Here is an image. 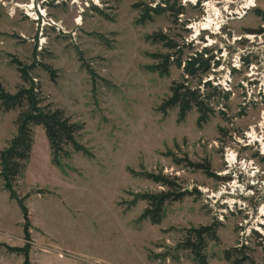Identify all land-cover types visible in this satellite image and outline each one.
<instances>
[{
    "label": "rangeland",
    "instance_id": "rangeland-1",
    "mask_svg": "<svg viewBox=\"0 0 264 264\" xmlns=\"http://www.w3.org/2000/svg\"><path fill=\"white\" fill-rule=\"evenodd\" d=\"M31 1L0 0V84L17 93L26 84L14 61L35 63L30 75L42 106L84 125L78 142L93 158L69 147L70 157L58 168L45 130L32 128L30 160L12 184L27 198L29 237L18 204L0 190V264H24V256L10 248H28L30 264H193L178 246L187 230L213 224L219 225V242H208L209 264H229L223 253L241 245L253 264H264V21L256 14L264 13V0L219 32L212 30L215 36L202 33L203 41L192 44L194 31L187 28L206 17L202 5L194 10L182 0ZM165 1L182 7V16L152 14L139 23L148 7ZM232 1L220 8L237 12L244 5ZM31 5L47 8L61 30H41L24 15ZM162 38L177 48L169 50ZM167 55L174 57L167 74L152 70L163 63L157 57ZM179 55L181 67L175 63ZM196 55L212 60L207 72L188 77L185 64ZM42 65L55 71V81ZM183 82L204 93L210 82L220 93L211 100L216 113L202 127L196 109L182 122L178 108L159 111L171 87ZM20 113L0 110V155L16 136ZM188 163L209 165L210 174ZM143 173L176 179L192 193L167 204L159 225L139 221L145 201L129 205L136 195L164 189Z\"/></svg>",
    "mask_w": 264,
    "mask_h": 264
},
{
    "label": "trees",
    "instance_id": "trees-1",
    "mask_svg": "<svg viewBox=\"0 0 264 264\" xmlns=\"http://www.w3.org/2000/svg\"><path fill=\"white\" fill-rule=\"evenodd\" d=\"M169 4L170 3L166 4L164 8L158 7L152 9L148 7L145 10L143 19H141L139 23H143L147 18L151 19L152 14L157 17L163 13L171 12L172 15L177 16L183 11L181 7L175 8L176 4L172 6ZM256 14L264 21V13L258 10ZM151 39H154V37H151ZM154 41L158 43L159 39H154ZM162 41L166 42L165 46L169 50H175L177 48V45L168 41L167 38H162ZM205 52L208 53L207 51ZM178 53L180 54V52ZM159 58L163 60V63L153 67L152 70H158L160 74L166 75L169 66L173 64L172 59L174 57L167 55L157 57V59ZM211 60L212 58L204 60L202 55H196L190 58L184 67L185 75L188 77H196L200 71L203 73L207 72ZM175 63L178 67L182 66L181 55L176 58ZM14 65L17 66L26 86L18 88L17 93L12 94L8 93L0 84V110L4 113L15 111L16 109L21 111L16 120L17 135L9 143L7 149L0 155V178L3 179L5 189L9 192L10 198L18 204L21 210L25 221V233L26 236L29 237L27 230L30 229L31 223L25 204L27 198L19 197L16 191L13 190L14 186L12 184L18 177L22 176V172L30 160L34 141L32 128L41 126L45 130L50 145L52 164L58 168L63 167L62 160L70 157V152L67 150L69 147L73 149L74 152L82 153L89 158L93 157L89 150L78 142V137L81 135V131L84 130V125L73 123L60 109H56L51 105L42 106L44 99L41 92H39L40 87L30 75V71L35 68L36 64L34 63L33 65L26 66L22 62L19 63L18 60H15ZM42 67L50 74L52 81H55V71L49 66L42 65ZM90 73L92 74L91 71ZM203 87L210 89V92L204 93L201 89L190 88L184 82L182 84H174L173 87H171V96L165 100L159 108V111L166 115L168 110L178 108V121L182 122L189 112L196 109L199 115L197 125L198 127H202L216 113L214 107L211 106L212 98H216L217 95H220V93H217V87L213 88L210 82L205 83ZM226 96L228 97V94ZM184 161L176 160L177 164H181ZM188 166L197 170H204L206 174H210L209 165L205 166L188 163ZM141 176L152 180L164 189L150 195H136L134 200L130 202V206H136L139 201H145L148 204V208L141 215L139 221L149 220L151 224L159 225L164 219V211L167 204L182 201L186 196L192 195L190 191L178 186L175 181L176 179L174 180L161 174L155 175L152 173H143ZM218 227V224L206 225L199 228L192 227L186 231V237L178 248L190 253L193 258V264H209V257L206 250L209 241L219 242L217 236ZM256 235L258 236V234ZM9 251L23 255L24 264H30L28 248H10ZM249 252L250 250L247 246L241 245L240 247L226 250L223 256L225 262L229 264H253L254 261Z\"/></svg>",
    "mask_w": 264,
    "mask_h": 264
},
{
    "label": "built area",
    "instance_id": "built-area-1",
    "mask_svg": "<svg viewBox=\"0 0 264 264\" xmlns=\"http://www.w3.org/2000/svg\"><path fill=\"white\" fill-rule=\"evenodd\" d=\"M34 0H32L30 3H33ZM47 0H44V3L46 2ZM49 1H52V0H49ZM57 5H62L63 2H66V0H53ZM90 2H92V4H94V0H89ZM202 0H182V3H183V6L186 5L187 7H191L192 9L196 10L199 8L200 5H202L203 8H205V13H206V17H201L200 19H198V21H194V22H191L190 23V26L187 28V29H190V30H193L194 33L192 35V38L190 39V44H192L194 41H198L197 43H200L203 41V38L201 37V34L202 33H209L210 35H216L215 32H212V30L216 31V32H219L220 30H222L224 27H226V25L228 24V22H230L231 20H234L233 18H237V19H240L242 17V15H246V12L249 11V10H242L241 8H243L244 6H242L240 9L237 10V12H229L228 8L226 10H224L223 8L221 9L220 8V5L223 4V3H226L227 5L231 4V5H234L233 1L232 0H222V1H225V2H216V0H211V2H204L201 3ZM167 2V1H165ZM167 3H164V4H160L158 7H161V8H164L166 6ZM209 4H211L212 6L214 5L216 7V9H218V12L217 14H214V21H213V25L211 24V29L209 30H206L204 31V29H202L199 33H197L194 29V27L197 25L198 26V29L200 27V24L203 23V22H206L207 21V17L209 16L208 13L211 12V7H209ZM26 7L29 6V4H26L25 5ZM151 8H154L156 9L157 8V5L155 7H151ZM182 8V7H181ZM34 11H33V14H34V17H31L27 11L26 8L23 9L24 11V15L26 17H28L30 20L34 21L38 26L41 24V30L44 29L45 26H48L49 29H53L54 27L56 31H60L61 30V27L59 25H57L54 21H52L51 19L48 18V14H47V8H42L40 6H38V9L36 10L35 8H33ZM208 12V13H207ZM179 16H182L181 14ZM230 18V19H229ZM203 28V27H202ZM43 32V31H42ZM41 36L43 37V33H40ZM201 37L200 40H198V38ZM40 41V40H39ZM204 41H209L208 38L205 37V40ZM42 39L40 41L39 44H43L42 43ZM244 61L246 62V59L243 60V64H244ZM240 62H241V58L238 59V61H236V65H233L235 69H238V67H240ZM236 66V67H235ZM221 86V85H220ZM227 86V85H225ZM225 86H222L223 88ZM264 94V93H263Z\"/></svg>",
    "mask_w": 264,
    "mask_h": 264
},
{
    "label": "bare ground",
    "instance_id": "bare-ground-1",
    "mask_svg": "<svg viewBox=\"0 0 264 264\" xmlns=\"http://www.w3.org/2000/svg\"><path fill=\"white\" fill-rule=\"evenodd\" d=\"M79 1V0H78ZM95 2H97L98 3V0H94ZM188 1V0H187ZM193 1H195V0H193ZM75 2H76V0H75ZM244 7L243 8H241L242 10H251V9H253V8H255L256 7V0H244V5H243ZM209 7H211V12L209 13V16L207 17V21L206 22H203V23H201L200 24V27H199V29H198V26L196 25L195 27H194V29H195V31L197 32V33H199L202 29H204V31H206V30H209V29H211V24L213 23V21H214V14H217V12H218V9H216V7L213 5H211V4H209ZM28 10V13H30L31 15L33 14V11H34V9H33V6L31 5L30 6V8H27ZM219 13V12H218ZM30 15V16H31ZM33 16H34V14H33ZM245 16V15H244ZM32 17V16H31ZM76 22H77V24L76 25H78V26H81L82 25V18L81 17H77V20H75ZM75 22V23H76ZM213 25V24H212ZM203 27V28H202ZM249 39H252V40H254V38L253 37H249ZM240 66V65H239ZM262 121H264V116L262 117ZM253 137H255V135H253ZM256 142H259V139L258 140H255ZM262 142H264V139L262 138ZM263 149H264V144H263ZM235 155L234 154H230V155H228V161L229 162H235Z\"/></svg>",
    "mask_w": 264,
    "mask_h": 264
},
{
    "label": "crops",
    "instance_id": "crops-1",
    "mask_svg": "<svg viewBox=\"0 0 264 264\" xmlns=\"http://www.w3.org/2000/svg\"><path fill=\"white\" fill-rule=\"evenodd\" d=\"M12 112V111H11ZM6 114H8V113H6ZM16 135H17V133H16ZM14 138V137H13ZM13 138L11 139V141L13 140ZM10 141V142H11ZM9 145V144H8ZM8 145L5 147V149H7V147H8ZM5 149H3V151L5 150ZM2 151V152H3ZM2 189H4L5 191H7L6 189H5V183H4V181H3V179L2 178H0V190H2ZM8 192V191H7ZM9 193V192H8ZM9 197H10V194H9ZM10 200H12L11 198H10ZM14 201V200H13ZM23 218V217H22Z\"/></svg>",
    "mask_w": 264,
    "mask_h": 264
}]
</instances>
